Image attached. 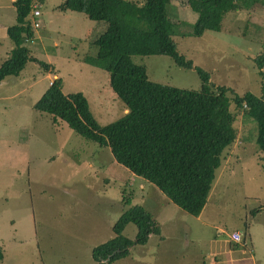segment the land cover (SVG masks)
Here are the masks:
<instances>
[{
  "label": "rangeland",
  "instance_id": "374dc122",
  "mask_svg": "<svg viewBox=\"0 0 264 264\" xmlns=\"http://www.w3.org/2000/svg\"><path fill=\"white\" fill-rule=\"evenodd\" d=\"M12 1L0 0V62L13 45L6 34V27L15 21ZM63 1L33 0L31 5L41 15L39 26H32L35 43L25 45L47 69L28 60L18 75L6 76L0 84L1 264H93L89 250L111 237L112 222L131 204L143 205L157 220L163 215L161 229L166 235H177L161 242L171 251L170 264H198L202 255L226 247L217 239H225L237 227L245 229V244L231 247L238 249L234 256L248 264H264V172L256 144L257 123L245 108L237 110L235 120L239 147L233 148L237 137L223 152L202 210L204 225L170 201L165 205L168 199L154 184L116 164L107 148L33 108L57 74L63 93L81 91L86 96L99 125L125 112L108 85V73L89 62L97 50L91 42L105 30V22L61 10L58 5ZM172 5L176 29L188 31L195 13L177 0ZM171 37L177 54L190 60L191 67L177 66L168 55L132 56L145 65L151 81L198 89L200 78L194 70L198 67L208 73L211 88H230L231 98L245 92L257 97L264 93V6L226 12L218 31ZM230 108L235 110L233 102ZM182 218L190 230L177 232L184 228L176 222ZM135 230L128 222L122 234L131 239ZM154 244L155 235L150 234L144 245L132 246L111 264H154ZM243 248L247 252L241 253ZM167 249L158 255L168 257Z\"/></svg>",
  "mask_w": 264,
  "mask_h": 264
},
{
  "label": "trees",
  "instance_id": "16d2710c",
  "mask_svg": "<svg viewBox=\"0 0 264 264\" xmlns=\"http://www.w3.org/2000/svg\"><path fill=\"white\" fill-rule=\"evenodd\" d=\"M172 1L145 0L138 4L131 0H64L60 3L61 10L105 22V30L91 42L97 50L89 62L108 73V85L125 112L120 118L99 125L86 96L81 91L63 93L60 77L51 80L33 108L48 113L53 120H63L77 134L96 142L100 148H107L116 164L154 184L178 208L198 215L207 203L223 152L237 138L235 120L240 108H245L257 123L256 144L264 172V93L257 97L245 92L231 98L227 94L230 88H211L208 73L198 67H194L200 78L198 89L154 82L148 78L145 65L133 61L132 56L168 55L177 66L190 68L191 61L177 54L173 34L197 37L206 30L218 31L226 12L264 6V0H177L181 7L195 13L191 28L185 32L176 29L177 19L171 16L175 9ZM32 2L12 1L15 21L6 27V34L13 45L0 62V81L18 75L28 60L38 61L47 69V64L30 55L24 42L25 36L33 35ZM121 199L128 205L126 197ZM128 222L136 228L131 239L122 234ZM110 228L111 237L91 248L90 258L95 264H111L127 255L132 246L144 245L150 234L158 235L160 231L152 213L140 204L123 208ZM2 259L0 249V264Z\"/></svg>",
  "mask_w": 264,
  "mask_h": 264
},
{
  "label": "crops",
  "instance_id": "0c3cea01",
  "mask_svg": "<svg viewBox=\"0 0 264 264\" xmlns=\"http://www.w3.org/2000/svg\"><path fill=\"white\" fill-rule=\"evenodd\" d=\"M8 54H9V51H8ZM263 64H264V62H263ZM262 67L264 68V65ZM262 67H261V69H262ZM57 76H58L57 74H53V78H56ZM4 83H5L4 79L2 81H0L1 85L4 84ZM240 141L241 140H239V137H238L237 141L233 145L234 150L239 147ZM230 150H233V149H230ZM230 150L225 153L224 157H226L229 154ZM210 192H211V190H210ZM210 194L211 193H209L208 198L210 197ZM168 201L169 200H166L165 205H168ZM205 206H206V204H205ZM205 206H204V208H205ZM201 215H202V211L198 215H193L194 218H195L194 220L199 222L200 224L204 225L205 221H204V219H203V217ZM164 220H165V217H163V215H162L160 220H157V218H156V221H157L156 223L158 224L160 231H159L158 235L157 234H151V235H155V244H154V246H155L154 249L155 250H154L153 253L156 254L155 255L156 260H155L154 264H170L171 263V255H170L171 251L167 249L168 247L165 248V246L161 242L165 241L166 239L175 237L177 235H172V234H167L166 235L165 234V231L162 230L161 226H160V224H162L164 222ZM176 222L177 223L181 222L182 226H184V228L181 227V229L178 230L177 232H184L185 230L186 231L190 230L189 224L187 222V219H183L182 218V219H180V221H176ZM234 230H240L241 234H242V238H244V240H245V229L237 227V228H234L231 231H234ZM169 232H176V231L170 230ZM220 232H222V231H220ZM230 232H229V235H227L225 239H223V240L217 239L218 242L219 241H224L227 246L226 247L223 246L221 248H216V250H214V251L207 252L205 254V256L202 255L201 256L202 258H200L198 264H248V263L243 262L241 258H238V257L234 256L235 252H238L237 251L238 249L237 248L233 249L231 247H234L235 245L241 244V243L244 245L245 242H244V240H241V242L238 243V242H235V241L231 240L230 239ZM151 239H152V237H151ZM166 249H167V256L168 257H162V255L161 256L158 255L160 253H164L166 251ZM240 252L241 253H245V252H247V250L245 248H243ZM177 253H179V252H177ZM90 254H91V249L89 250V257H90ZM178 255L179 254H177V256ZM92 262H93V264H95V262L93 260H92ZM238 262H241V263H238Z\"/></svg>",
  "mask_w": 264,
  "mask_h": 264
},
{
  "label": "built area",
  "instance_id": "2783aa9c",
  "mask_svg": "<svg viewBox=\"0 0 264 264\" xmlns=\"http://www.w3.org/2000/svg\"><path fill=\"white\" fill-rule=\"evenodd\" d=\"M32 9H30L31 12V26L35 28H37V26H39V21L38 18L41 15L40 10L38 9V7L36 5H34L33 7H31ZM24 42H29V43H35V38L33 35H29V36H25ZM230 239L235 241V242H240L242 240V234L240 230H234L230 232Z\"/></svg>",
  "mask_w": 264,
  "mask_h": 264
},
{
  "label": "water",
  "instance_id": "95a60500",
  "mask_svg": "<svg viewBox=\"0 0 264 264\" xmlns=\"http://www.w3.org/2000/svg\"><path fill=\"white\" fill-rule=\"evenodd\" d=\"M106 260H108V257L106 258Z\"/></svg>",
  "mask_w": 264,
  "mask_h": 264
}]
</instances>
